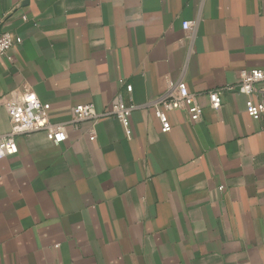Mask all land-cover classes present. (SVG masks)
Instances as JSON below:
<instances>
[{
  "label": "crops",
  "instance_id": "crops-1",
  "mask_svg": "<svg viewBox=\"0 0 264 264\" xmlns=\"http://www.w3.org/2000/svg\"><path fill=\"white\" fill-rule=\"evenodd\" d=\"M0 31L22 39L0 56V135L1 98L23 88L67 133L18 136L0 160V264H264V115L247 96L202 98V120L178 111L169 131L147 109L72 123L264 70V0H0Z\"/></svg>",
  "mask_w": 264,
  "mask_h": 264
},
{
  "label": "built area",
  "instance_id": "built-area-1",
  "mask_svg": "<svg viewBox=\"0 0 264 264\" xmlns=\"http://www.w3.org/2000/svg\"><path fill=\"white\" fill-rule=\"evenodd\" d=\"M26 21V18H24ZM194 23H185L184 28L190 30ZM22 44V39L9 32L0 31V56L8 57V53L16 46ZM9 58V57H8ZM122 84H125L123 81ZM128 93L132 86L126 85ZM226 92H237L247 96L246 112L255 121L264 115V70H242L238 81L233 86L217 88L205 93H192L185 81L172 84L163 94L150 98L144 105L129 103L116 98L110 109L98 113L95 106L84 105L73 108L72 123L76 126L89 122L95 126L102 118L115 117L126 126L127 120L138 109L152 110L159 120L163 131L171 128L172 116L178 111H186L193 123H198L203 117L202 98H206L210 107L219 111L223 107V97ZM3 107L9 117L11 129L6 135H0V160L13 156L18 152L16 138L21 135H30L38 132L47 133L54 145L59 146L67 139L66 126L50 122L49 104L42 103L35 93L23 88L15 90L1 98ZM92 138L95 133L92 132Z\"/></svg>",
  "mask_w": 264,
  "mask_h": 264
}]
</instances>
